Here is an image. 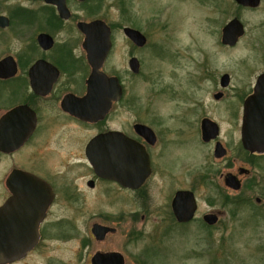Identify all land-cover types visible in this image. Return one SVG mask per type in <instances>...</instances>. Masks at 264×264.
Wrapping results in <instances>:
<instances>
[{
    "label": "flooded vegetation",
    "instance_id": "flooded-vegetation-1",
    "mask_svg": "<svg viewBox=\"0 0 264 264\" xmlns=\"http://www.w3.org/2000/svg\"><path fill=\"white\" fill-rule=\"evenodd\" d=\"M105 1L0 0V242H11L14 249L26 251L22 259L11 264L79 234L83 228L77 219L83 214L86 191L102 193L106 199L116 193L124 197L135 194L147 202L152 193L150 185L157 177L168 175L179 181L172 170L156 162V156H164L174 143L172 135L165 137L172 129L163 122H157L158 126L131 118L133 111L139 114L141 110L134 104L127 79L142 75L140 53L149 45L145 26L134 27L128 16L124 24L111 23L105 14L109 7ZM212 1L216 8L215 19L210 21L211 28H217L215 49L236 55L243 50L245 55L239 58L235 73L207 69V80L214 90L210 109L218 110V114L214 111L201 116L198 125L184 119L176 129L195 130L197 144L206 149L207 157L209 153L221 164L214 172H208L207 166V184L208 173L212 182L213 176H218V183L235 194L240 208L253 209L249 227L261 229L264 0ZM97 22H103L110 33L108 54L105 59L100 55V72L106 79H118L121 92L101 77L92 102L87 98L93 75L90 45L81 26ZM232 24L235 26L228 29ZM129 29L146 38L144 46L135 44L125 33ZM209 37L213 38L212 32ZM134 59L139 63L137 74L131 66ZM139 126L149 128L152 134ZM91 146L103 157V164L89 161ZM133 155H146L149 164L139 165L133 172ZM103 169H107L106 175L99 174ZM108 171L115 172L114 178L106 177ZM188 178L193 181L194 174H188ZM133 182L137 183L135 189L129 186ZM173 188L169 199L171 220L180 226L201 218L208 226L204 220L208 212L199 218L195 194L194 218L186 223L178 221L173 209L176 195L194 191ZM91 236L97 241L92 230Z\"/></svg>",
    "mask_w": 264,
    "mask_h": 264
},
{
    "label": "rangeland",
    "instance_id": "rangeland-1",
    "mask_svg": "<svg viewBox=\"0 0 264 264\" xmlns=\"http://www.w3.org/2000/svg\"><path fill=\"white\" fill-rule=\"evenodd\" d=\"M114 2H104L109 5L105 14L111 23L124 24L128 16L134 27L145 26L149 36L148 48L140 53L142 75L127 79L134 104L141 110L139 114L133 111L131 118L155 125L163 122L172 129L165 137L172 135L174 143L164 156H156V162L172 170L179 181L168 175L157 177L150 185L147 202L135 194L124 197L116 193L106 199L96 191L84 192L83 214L77 219L83 228L79 234L17 264H90L98 251L119 252L126 264H264V226L249 227L253 209L240 208L235 194L218 183V176L214 175L212 182L208 173L207 184V166L208 172H214L221 164L209 153L207 157L206 149L196 142L194 129H176L184 119L198 125L201 116L218 114L210 109L214 90L207 69L235 73L245 52L222 54L215 49L217 28H211L210 21L215 19L216 8L212 0ZM188 174H194L193 181ZM173 186L192 189L200 207L199 218L202 213H218V223L206 226L201 218L190 225L173 222L169 216ZM95 223L110 226L116 233L97 242L90 230Z\"/></svg>",
    "mask_w": 264,
    "mask_h": 264
},
{
    "label": "water",
    "instance_id": "water-1",
    "mask_svg": "<svg viewBox=\"0 0 264 264\" xmlns=\"http://www.w3.org/2000/svg\"><path fill=\"white\" fill-rule=\"evenodd\" d=\"M239 2H243L242 0H239ZM100 25V28H99ZM235 26L232 24L228 29L233 28ZM82 30L87 34V44L90 45V48H88V53H89V60L91 62V65L93 66V75L90 80V87H89V97L88 101H94V94L96 91H98V87L95 85H98L100 82L101 77L105 78L104 75L100 72L101 69V62H100V55H102V58L105 59L109 47H110V33L109 29L103 22H97V23H92L91 25H86L83 24L81 26ZM106 29V30H105ZM127 35L134 41L135 44L139 46H144L146 43V38L139 32L135 30H126ZM100 44V50L98 49V46ZM95 46V47H94ZM137 60H133L131 63L132 70L134 73H139V63H137ZM106 79V78H105ZM110 84H115L117 85V91L118 93L121 92V86L119 84L118 79L116 78H110L106 79ZM207 123V122H206ZM205 123V124H206ZM139 129H144V131H148L152 134V131L144 126H139ZM208 135L211 132V129L209 128V122H208ZM207 134V133H206ZM89 161L94 164L99 166L101 161L103 160L101 155H97L94 151V148L91 146L90 149L88 150V157ZM103 164V163H101ZM132 164H133V172L137 171L139 168H136L139 165H148L149 160L147 156H137L133 155L132 159ZM106 170L103 169L102 171L100 170L99 174L101 175H106ZM109 176H106L108 178H114V171H108ZM125 184V183H124ZM136 182H133L132 185H129L130 187H133L134 189L136 188ZM173 209L176 218L178 219L179 222L181 223H186L190 222L194 218V214L197 210V201L195 199L194 194L191 192H179L178 195H176L174 201H173ZM205 222L210 226L216 225L218 223L219 218L216 214H208L207 216L204 217ZM92 234L95 236L97 241H103V239L106 238V236L110 233H115L116 229L112 227L103 226L100 224H95L93 226ZM17 246V245H16ZM15 244L13 243H3L0 242V264H11L14 263L20 259L23 258V256L26 254V251L23 249H14ZM91 264H126V259L125 256L122 255L119 252H99L96 253L92 260Z\"/></svg>",
    "mask_w": 264,
    "mask_h": 264
}]
</instances>
